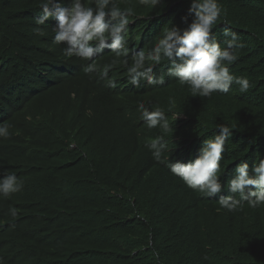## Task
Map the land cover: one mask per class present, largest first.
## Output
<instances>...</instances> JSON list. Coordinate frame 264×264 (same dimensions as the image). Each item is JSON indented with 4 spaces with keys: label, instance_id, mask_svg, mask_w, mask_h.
I'll use <instances>...</instances> for the list:
<instances>
[{
    "label": "trees",
    "instance_id": "trees-1",
    "mask_svg": "<svg viewBox=\"0 0 264 264\" xmlns=\"http://www.w3.org/2000/svg\"><path fill=\"white\" fill-rule=\"evenodd\" d=\"M68 2L59 0L62 6ZM40 3L0 0V125L9 130L0 137V173L14 172L23 183L10 198L0 196L5 264H54L59 249L68 253L60 264H264V205L245 202L228 212L218 201L189 195L147 147L145 135L153 140L166 132L147 129L138 105L131 114L126 109L143 89L155 92L146 105L162 109L168 134L184 139L166 155L184 163L215 135V124L229 126L220 174L227 192L237 163L251 166L264 158V0H218L221 18L213 32L218 41L224 27L238 33L244 46L229 68L246 77L250 88L241 93L233 84L227 94L208 98L193 97L168 76L163 85L141 82V88L109 95L90 84L77 57L61 52L64 45L52 47L56 21L35 23ZM116 3L131 9L135 35L144 30L140 51L147 52L165 29L186 27L181 18L189 0ZM37 27L43 35L34 33ZM156 72H166L165 62ZM171 136L165 138L168 148L175 146Z\"/></svg>",
    "mask_w": 264,
    "mask_h": 264
},
{
    "label": "clouds",
    "instance_id": "clouds-1",
    "mask_svg": "<svg viewBox=\"0 0 264 264\" xmlns=\"http://www.w3.org/2000/svg\"><path fill=\"white\" fill-rule=\"evenodd\" d=\"M141 2L148 3L149 0ZM150 2L155 6L161 0ZM40 8L41 15L36 18L35 23L44 25L54 17L56 23L51 28V40L64 45L65 56L91 61L107 48L117 57L123 58L129 83L135 87H139L141 82L163 85L165 76H168L175 78L181 86H187L193 97L208 98L217 92L227 94L233 84L239 86L241 93L250 88L246 77L231 74L229 68L238 58L237 50L244 46L238 33L224 27V39L218 41L213 32V26L221 18L218 0H189L187 14L181 18V23L186 27L174 25L165 29L147 52H131L127 46L129 16L132 11L121 10L116 0H89L87 3L84 0H69L67 6H62L59 0H41ZM131 20L132 32L135 34L136 21L133 18ZM137 30L139 34L136 38L144 41L141 45L146 46L144 30ZM33 31L43 35L40 27ZM162 61L165 62L166 72L157 75V65ZM110 68L111 65L104 67L105 77ZM95 70L91 63L85 67V71ZM109 86L115 87V82L109 80ZM137 110L147 128L159 127L165 132L171 131L165 112L159 107L152 110L151 105L141 102ZM177 118L178 115L175 116ZM214 128L215 135L203 140L199 155L187 163L170 159L166 155L168 142L163 136L155 137L147 145L152 158L164 164L172 175L178 177L182 182V189L185 188L189 195H203L212 200L224 191L226 180L222 182L220 178L221 161L225 143L232 135L230 127L223 123L215 124ZM8 135V127L0 125V137ZM22 187V181L14 172L0 173V196L10 198L13 193L21 191ZM227 192L231 195L221 196L218 203L228 212L242 209L245 202L253 208L264 205V158L251 162V166L246 160L237 163L227 181ZM9 211L15 216L17 210L10 208ZM55 251L59 254L55 257L54 264H60V257H67L68 253H63L61 249ZM0 264H5L3 258H0Z\"/></svg>",
    "mask_w": 264,
    "mask_h": 264
},
{
    "label": "bare ground",
    "instance_id": "bare-ground-1",
    "mask_svg": "<svg viewBox=\"0 0 264 264\" xmlns=\"http://www.w3.org/2000/svg\"><path fill=\"white\" fill-rule=\"evenodd\" d=\"M84 2L87 3L89 1L88 0H84ZM129 26H132V22L129 23ZM136 36L137 35H135L132 32V30L127 32V40H128L127 46L130 48L131 52H139L140 51V45L138 43V39L136 38ZM52 47H56L57 48L56 43L53 42V46ZM61 52H63V50ZM122 59H123L122 57H117L113 52H111L107 48H105L103 50V53H101L100 55L94 57L91 61H87V60H82L80 58H76V60H79V61H81L83 63L80 67H82L84 69V71H85L86 65H88L90 63L95 66V69H96L95 71H90V72L89 71H85L86 74L88 75L90 84H93V85L97 86L98 88H100L101 90H103L105 92H108L109 95H111V96L112 95L124 94V93L130 92L132 90L141 88L140 86L139 87H135V86H133V85H131L129 83L128 72H126L127 71V67L122 63ZM130 64H131V56H129V65ZM106 65H111V68L108 71V75H107L108 78L103 75V70H104V67ZM60 68H63V67H60ZM124 69H126V71H124ZM74 70H76V68H74L72 70H67L66 69L65 70V74H68V73L72 74L74 72ZM58 73H60V72H58ZM114 77H116V78L114 79ZM109 80L114 81L116 86L115 87H110L109 86ZM143 90H144L143 91V95H140V93H138V95L134 98V100L129 101L130 103H128L126 109H128V111H130V114L134 111V105H139V103H141V102H143L145 104L150 103L149 99H152L150 97V95L155 94V92L147 93L145 89H143ZM130 94H133V93H130ZM48 96H49V94H48ZM137 112H138V110H137ZM173 118L175 119V117H173ZM182 118H183V116H178L177 120L182 121ZM181 127H182V124L178 125L179 129H181ZM165 135L166 136L164 137V139L168 135L171 136V134H168V132H166ZM144 137L147 138L148 141L149 140L152 141V139H151L152 136L151 135H149V136L145 135ZM179 140L184 141L183 137L174 139L171 136L170 143L175 141V146L173 148L172 147L168 148V152L166 153L167 155H172L174 153V151H176L179 148V144L177 143ZM140 165H142V164H140ZM221 196H227V192L226 191H222L221 193L217 194V196L215 197L214 201H218Z\"/></svg>",
    "mask_w": 264,
    "mask_h": 264
},
{
    "label": "rangeland",
    "instance_id": "rangeland-1",
    "mask_svg": "<svg viewBox=\"0 0 264 264\" xmlns=\"http://www.w3.org/2000/svg\"><path fill=\"white\" fill-rule=\"evenodd\" d=\"M150 100V99H149Z\"/></svg>",
    "mask_w": 264,
    "mask_h": 264
}]
</instances>
